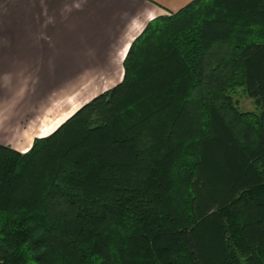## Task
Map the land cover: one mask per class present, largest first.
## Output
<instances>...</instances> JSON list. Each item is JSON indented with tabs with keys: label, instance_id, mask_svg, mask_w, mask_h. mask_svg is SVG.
<instances>
[{
	"label": "trees",
	"instance_id": "16d2710c",
	"mask_svg": "<svg viewBox=\"0 0 264 264\" xmlns=\"http://www.w3.org/2000/svg\"><path fill=\"white\" fill-rule=\"evenodd\" d=\"M121 66L25 151L0 143V264H264V0H190Z\"/></svg>",
	"mask_w": 264,
	"mask_h": 264
},
{
	"label": "crops",
	"instance_id": "0c3cea01",
	"mask_svg": "<svg viewBox=\"0 0 264 264\" xmlns=\"http://www.w3.org/2000/svg\"><path fill=\"white\" fill-rule=\"evenodd\" d=\"M188 1L0 0V96H41L42 86L47 96L48 84L58 83V70L62 77L63 68L78 65L88 51L110 54L108 62H115L118 74L104 83L114 85L129 43L145 24ZM4 101L0 143L23 152L40 135L28 134L26 144L12 135L26 131L19 124L11 130Z\"/></svg>",
	"mask_w": 264,
	"mask_h": 264
},
{
	"label": "rangeland",
	"instance_id": "374dc122",
	"mask_svg": "<svg viewBox=\"0 0 264 264\" xmlns=\"http://www.w3.org/2000/svg\"><path fill=\"white\" fill-rule=\"evenodd\" d=\"M109 58L110 54L101 51L82 54V62L63 68L62 77L60 69L58 70V83L48 84L47 96H43V86L42 91L39 88L37 90V93L41 91V96H0L1 103L6 99L4 104L6 113L10 114L7 121L11 130L19 124V127L26 131L23 132L25 136L19 132L12 135L22 137L25 144L27 142L24 137L27 140L30 138L28 134L46 135L82 103L112 86L113 84H106L104 81L116 78L118 70L115 62H108ZM230 94L240 110L253 111L252 100L240 88ZM55 121L58 124L54 126Z\"/></svg>",
	"mask_w": 264,
	"mask_h": 264
},
{
	"label": "water",
	"instance_id": "95a60500",
	"mask_svg": "<svg viewBox=\"0 0 264 264\" xmlns=\"http://www.w3.org/2000/svg\"><path fill=\"white\" fill-rule=\"evenodd\" d=\"M78 108V107H77Z\"/></svg>",
	"mask_w": 264,
	"mask_h": 264
}]
</instances>
